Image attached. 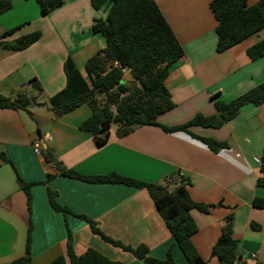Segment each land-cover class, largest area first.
Returning a JSON list of instances; mask_svg holds the SVG:
<instances>
[{
    "label": "crops",
    "instance_id": "1",
    "mask_svg": "<svg viewBox=\"0 0 264 264\" xmlns=\"http://www.w3.org/2000/svg\"><path fill=\"white\" fill-rule=\"evenodd\" d=\"M58 8L40 13L34 0H11L12 8L0 14V40L13 41L39 31L40 38L19 52L0 49V94L14 97L23 90L35 98L26 110L0 109V264H11L24 255L27 227L31 224L29 255L32 264H49L66 252L67 231L76 255L92 248L113 261L146 264L103 242L90 232L86 222L63 217L49 207L46 187L57 193L58 204L84 215L107 237L124 245L147 247L149 256L162 260L171 248L176 264H187L146 190L118 184H90L55 176L45 181L55 167L44 161L42 150L66 169L84 175L111 173L173 190L180 177L195 202L212 207L207 214L190 211L197 232L192 244L206 264H219L212 256L224 217L233 213L232 236L243 264L264 263V210L252 207L253 198H264L256 186L264 160V103L245 105L219 128L193 127L201 138L226 143L212 152L184 132L166 133L158 126L137 127L117 137L109 130L107 142L99 146L88 132L79 128L91 111L84 105L56 116L48 100L65 86L63 63L69 57L82 75L85 62L99 54L105 42L94 34L92 23L105 19L107 8L94 10L90 0H62ZM177 40L184 59L170 68L165 80L174 109L158 117L166 127L178 126L194 115H217L214 97L230 102L264 82V56L251 61L246 50L264 40V29L238 45L216 53V20L211 0H153ZM258 0H247V6ZM13 33L2 38V33ZM128 79V73H125ZM38 83L41 91L32 85ZM44 104V105H43ZM38 148L39 154L34 152ZM18 178L30 187V205L18 187ZM253 226L256 228L254 229Z\"/></svg>",
    "mask_w": 264,
    "mask_h": 264
},
{
    "label": "trees",
    "instance_id": "2",
    "mask_svg": "<svg viewBox=\"0 0 264 264\" xmlns=\"http://www.w3.org/2000/svg\"><path fill=\"white\" fill-rule=\"evenodd\" d=\"M34 1L42 15L63 3L62 0ZM90 4L96 11L107 8L105 19H95L91 27L94 34L103 37L105 46L99 54L93 55L85 62V75L80 73L71 58L68 57L64 61L65 86L49 98L47 105L58 117L71 113L83 105L88 106L91 114L79 128L93 135L99 146L107 142L109 130L113 126L116 127V135L119 138L127 136L137 127L158 126L166 133H187L212 152H216L225 148L226 143L201 138L194 135L190 129L219 128L232 120L243 106H260L264 103L262 82L230 102H222L214 97L217 111L215 116L196 114L178 126L160 125L157 122L158 117L175 107L165 80L170 68L184 59L182 46L153 0H90ZM11 7V0H0V14ZM209 8L216 20L214 29L216 53H222L264 29V0H258L252 6H247V0H211ZM11 33L13 30L6 31L2 38ZM40 36L41 33L35 31L13 41L0 40V49L6 52H19L38 41ZM246 54L251 61L263 57L264 40L250 46ZM126 72L128 79L124 78ZM32 86L41 91L38 83ZM31 98L23 90L16 92L14 97L0 94V109L26 110L33 104ZM41 153L44 161L53 165L56 170V173L46 175L45 181L41 182L44 185L55 176H61L90 184H118L146 190L187 264H206L191 241L197 227L190 216V211L207 214L212 207L224 206L221 202L208 205L193 201L186 189V186L190 185L187 178L180 177L175 188L169 190L166 185L146 183L115 173L84 175L73 169L64 168L48 150H42ZM0 161L10 163L3 153L0 154ZM17 183L25 195L29 209L30 187L34 184L23 182L19 178ZM256 186L264 188V165L260 166ZM46 195L52 211L62 214L64 218L72 216L86 222L90 232L103 242L130 253L146 264H176L172 258L171 248L167 250L164 259H154L149 256L146 246L131 247L113 240L104 235L94 221L84 215L74 214L58 204L57 193L48 187ZM251 205L255 209L264 210V198H253ZM232 220L233 213L229 212L223 219L220 235L212 247V256L217 258L219 264H243L237 252L238 242L232 236ZM30 232L29 222L24 255L13 260L11 264H32L29 255ZM65 249L64 256L56 257L49 264H124L113 261L92 248H88L79 256L76 255L69 231Z\"/></svg>",
    "mask_w": 264,
    "mask_h": 264
},
{
    "label": "built area",
    "instance_id": "3",
    "mask_svg": "<svg viewBox=\"0 0 264 264\" xmlns=\"http://www.w3.org/2000/svg\"><path fill=\"white\" fill-rule=\"evenodd\" d=\"M34 152H35L36 154H39V151H38V148H37V147L34 149ZM255 162H256L259 166L264 165V160L255 159Z\"/></svg>",
    "mask_w": 264,
    "mask_h": 264
},
{
    "label": "water",
    "instance_id": "4",
    "mask_svg": "<svg viewBox=\"0 0 264 264\" xmlns=\"http://www.w3.org/2000/svg\"><path fill=\"white\" fill-rule=\"evenodd\" d=\"M31 102H32L33 104L35 103V98H34V97L31 98Z\"/></svg>",
    "mask_w": 264,
    "mask_h": 264
},
{
    "label": "rangeland",
    "instance_id": "5",
    "mask_svg": "<svg viewBox=\"0 0 264 264\" xmlns=\"http://www.w3.org/2000/svg\"><path fill=\"white\" fill-rule=\"evenodd\" d=\"M11 8H12V7H11ZM11 8H10V9H11ZM10 9H9V10H10ZM7 11H8V10H7ZM4 12H5V11H4ZM2 13H3V12H2ZM2 13H1V14H2ZM7 31H8V30H7ZM4 33H5V32H3L1 35H3ZM83 106H84V105H83ZM81 107H82V106H81Z\"/></svg>",
    "mask_w": 264,
    "mask_h": 264
}]
</instances>
